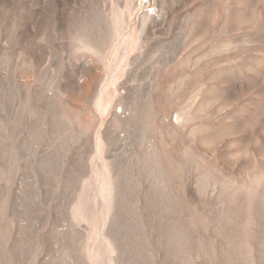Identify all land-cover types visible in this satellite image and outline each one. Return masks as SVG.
<instances>
[{
    "label": "rangeland",
    "instance_id": "374dc122",
    "mask_svg": "<svg viewBox=\"0 0 264 264\" xmlns=\"http://www.w3.org/2000/svg\"><path fill=\"white\" fill-rule=\"evenodd\" d=\"M0 264H264V0H0Z\"/></svg>",
    "mask_w": 264,
    "mask_h": 264
}]
</instances>
